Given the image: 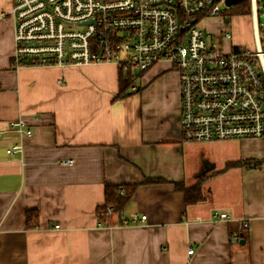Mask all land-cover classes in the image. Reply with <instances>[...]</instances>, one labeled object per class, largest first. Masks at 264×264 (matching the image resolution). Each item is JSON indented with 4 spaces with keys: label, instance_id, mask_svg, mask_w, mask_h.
<instances>
[{
    "label": "crops",
    "instance_id": "0c3cea01",
    "mask_svg": "<svg viewBox=\"0 0 264 264\" xmlns=\"http://www.w3.org/2000/svg\"><path fill=\"white\" fill-rule=\"evenodd\" d=\"M12 6L0 0V264H264V169L227 167L263 158L264 137L185 141L167 61L128 85L113 62L14 68ZM251 25L248 45L226 47L261 48ZM19 117L29 135L10 130ZM198 181L204 199L187 204L175 184ZM109 185L130 195L100 219Z\"/></svg>",
    "mask_w": 264,
    "mask_h": 264
},
{
    "label": "built area",
    "instance_id": "2783aa9c",
    "mask_svg": "<svg viewBox=\"0 0 264 264\" xmlns=\"http://www.w3.org/2000/svg\"><path fill=\"white\" fill-rule=\"evenodd\" d=\"M12 2L15 22L10 61L14 68L113 62L119 69L136 73L167 61L179 73L180 131L185 141L264 137V51L258 46L226 47L231 36L228 30L215 34L200 26L203 19L219 15L220 6L228 7L225 0ZM250 4L256 15V0ZM136 87L130 85L132 91ZM9 128L18 134L31 133L21 117L10 122ZM5 151L9 156L19 154L22 144ZM145 217L134 214L132 221ZM192 251L189 248L188 253Z\"/></svg>",
    "mask_w": 264,
    "mask_h": 264
},
{
    "label": "rangeland",
    "instance_id": "374dc122",
    "mask_svg": "<svg viewBox=\"0 0 264 264\" xmlns=\"http://www.w3.org/2000/svg\"><path fill=\"white\" fill-rule=\"evenodd\" d=\"M256 4L259 10L256 14L259 23L258 37L261 39V48L264 51V0H256ZM250 5V0L240 1L238 4L230 7L222 5L220 6L221 12L219 15L208 17L207 20L203 19L200 26L208 32L215 31L216 28L219 31L228 30L231 34L230 40L232 42L248 45V43H250L249 39H251V21H253V13L250 9ZM225 18L228 19L227 24L224 22ZM256 63L258 69H260L261 65L258 59L256 60ZM132 73L135 74L134 71H132Z\"/></svg>",
    "mask_w": 264,
    "mask_h": 264
},
{
    "label": "trees",
    "instance_id": "16d2710c",
    "mask_svg": "<svg viewBox=\"0 0 264 264\" xmlns=\"http://www.w3.org/2000/svg\"><path fill=\"white\" fill-rule=\"evenodd\" d=\"M234 47L239 48V46H234ZM119 72L122 74V76L120 77V84L128 85L134 75L132 71L119 69ZM228 166H239L241 168L244 167L250 170L257 168L264 169V156L261 159L259 158L242 159L240 161L230 162L228 163L227 167ZM175 188L183 192L185 197V202L187 204H194L204 199V194H203L204 192L201 189V185L199 181L197 184L191 186H187L182 183H176ZM104 192H105L104 203L97 206V211L100 219H103L108 214V211L106 210L108 206L109 207L111 206L113 210H115L116 212L121 211L130 195V192L126 191L125 188L119 186H112V185L107 186ZM37 220H38L37 211L29 210L26 212L25 223L27 224L28 227L30 228L35 227L37 225L36 224Z\"/></svg>",
    "mask_w": 264,
    "mask_h": 264
},
{
    "label": "water",
    "instance_id": "95a60500",
    "mask_svg": "<svg viewBox=\"0 0 264 264\" xmlns=\"http://www.w3.org/2000/svg\"><path fill=\"white\" fill-rule=\"evenodd\" d=\"M240 1H243V0H225V5L230 7V6L238 4V2ZM225 21H228V19L226 18Z\"/></svg>",
    "mask_w": 264,
    "mask_h": 264
}]
</instances>
